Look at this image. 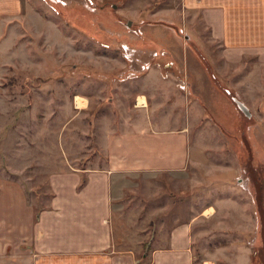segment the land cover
Listing matches in <instances>:
<instances>
[{
    "label": "rangeland",
    "instance_id": "rangeland-1",
    "mask_svg": "<svg viewBox=\"0 0 264 264\" xmlns=\"http://www.w3.org/2000/svg\"><path fill=\"white\" fill-rule=\"evenodd\" d=\"M24 2L3 57L0 173L34 203L35 218L49 176L80 166L64 163L70 148L100 153L96 120L115 114L101 97L158 63L186 99L180 126L192 118L202 163L175 175H131L113 207L115 243L148 256L165 245L169 223L196 215L195 264H264V62L251 53L226 63L225 45L180 0ZM117 59L124 67L113 74L98 62ZM78 93L89 98L82 112Z\"/></svg>",
    "mask_w": 264,
    "mask_h": 264
},
{
    "label": "crops",
    "instance_id": "crops-1",
    "mask_svg": "<svg viewBox=\"0 0 264 264\" xmlns=\"http://www.w3.org/2000/svg\"><path fill=\"white\" fill-rule=\"evenodd\" d=\"M180 4L181 11L193 19L199 16L213 38L225 45L226 63H240L251 53L264 62V0H180ZM25 6L24 0H0V88L6 38L16 35ZM98 62L111 74L124 67L121 59ZM161 73L156 63L137 84L111 83L112 97L101 101L111 100L107 106L115 114L96 120L101 125L96 135L100 153L93 157L70 148L72 154L64 163L80 166L49 176L50 196H43L38 218L23 189L14 187L7 173H0V264H142V260L195 264L196 215L169 223L165 245L154 247L148 256L137 258L115 243L113 207L131 175H175L202 163L199 155L193 156V147L201 145L192 144V118L180 126V99H186L174 80L163 79ZM87 99L85 94L75 95L81 112ZM102 163L105 166H81ZM1 187L11 195L2 194Z\"/></svg>",
    "mask_w": 264,
    "mask_h": 264
},
{
    "label": "built area",
    "instance_id": "built-area-1",
    "mask_svg": "<svg viewBox=\"0 0 264 264\" xmlns=\"http://www.w3.org/2000/svg\"><path fill=\"white\" fill-rule=\"evenodd\" d=\"M126 57L130 58V55H129V54H126ZM149 65H150L149 63H148V64H147V63L144 64V65H143V70L148 69V68H149Z\"/></svg>",
    "mask_w": 264,
    "mask_h": 264
},
{
    "label": "water",
    "instance_id": "water-1",
    "mask_svg": "<svg viewBox=\"0 0 264 264\" xmlns=\"http://www.w3.org/2000/svg\"><path fill=\"white\" fill-rule=\"evenodd\" d=\"M239 104L241 105L242 109L247 110L246 107L242 103H239Z\"/></svg>",
    "mask_w": 264,
    "mask_h": 264
},
{
    "label": "trees",
    "instance_id": "trees-1",
    "mask_svg": "<svg viewBox=\"0 0 264 264\" xmlns=\"http://www.w3.org/2000/svg\"><path fill=\"white\" fill-rule=\"evenodd\" d=\"M38 215H39V213H38ZM38 215H37V217H38Z\"/></svg>",
    "mask_w": 264,
    "mask_h": 264
}]
</instances>
